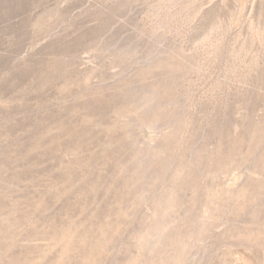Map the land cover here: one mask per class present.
Segmentation results:
<instances>
[{
  "label": "rangeland",
  "instance_id": "obj_1",
  "mask_svg": "<svg viewBox=\"0 0 264 264\" xmlns=\"http://www.w3.org/2000/svg\"><path fill=\"white\" fill-rule=\"evenodd\" d=\"M0 264H264V0H0Z\"/></svg>",
  "mask_w": 264,
  "mask_h": 264
}]
</instances>
